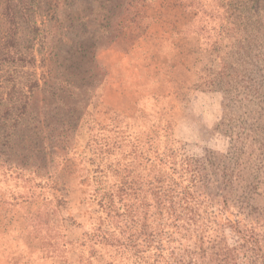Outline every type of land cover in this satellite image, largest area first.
Wrapping results in <instances>:
<instances>
[{"label":"rangeland","instance_id":"374dc122","mask_svg":"<svg viewBox=\"0 0 264 264\" xmlns=\"http://www.w3.org/2000/svg\"><path fill=\"white\" fill-rule=\"evenodd\" d=\"M8 1L0 0V233L18 237L2 240L0 251L10 264H27V246L40 240L35 257L50 264H132L129 247L99 237L117 220L108 206L119 205L116 166L144 178L153 149L174 160L226 153L225 126L243 131L251 122L264 148V0H153L146 31L118 37L104 19L120 16L125 0H13L14 43ZM202 22L224 46L244 42L243 69H261L252 75L260 91L232 103L224 125L225 94L197 89L201 72L220 63L205 52ZM234 51L231 61L243 63ZM12 75L40 80L18 127L17 111L6 109ZM68 123L60 137L58 126ZM257 152L262 161L245 166L258 186L246 192L247 205L264 209V151ZM138 199L131 197L134 208ZM146 200L156 213L154 198ZM227 238L236 239L229 231Z\"/></svg>","mask_w":264,"mask_h":264},{"label":"trees","instance_id":"16d2710c","mask_svg":"<svg viewBox=\"0 0 264 264\" xmlns=\"http://www.w3.org/2000/svg\"><path fill=\"white\" fill-rule=\"evenodd\" d=\"M12 1H8L7 15L11 35L9 39L14 43L19 30L18 12L15 4L11 5ZM152 2L125 0L124 4H119L123 7L122 17L120 15L112 20V16H107L104 20L116 32V37L136 31L142 34L146 31L144 21ZM195 9L203 16H208L202 8L197 6ZM196 16L190 26H197ZM200 32L207 40L205 52L217 55L220 63L219 67L201 72L197 89L222 91L225 94L227 105L224 125L232 103L237 101L241 104L247 93L260 91V85L252 75L260 74L261 69L256 72L255 68L243 69L246 62L241 55L244 51L243 41H231L224 46L218 34L215 39L206 34L208 30L204 22ZM234 50L240 54L239 59L243 63L231 61ZM7 81L10 88L5 93L10 105L6 109L17 111L15 125L18 127L26 118L35 90L40 87V80L34 78L23 82L12 75ZM68 91L67 86L64 92ZM0 97L4 99V96ZM73 109L74 106L70 107V112ZM71 124L58 126L60 137L68 136L65 130ZM253 124L251 122L245 128L240 123L243 131L225 126V132L231 138L226 153L206 150V154L201 157L184 156L174 160L168 153L153 149L154 158L145 165L147 174L144 178H133L132 169L128 166H122L121 172L116 166L115 176L120 178L116 182L119 205L108 203V206L112 217L117 220L113 221L114 229H100L101 243L118 242L129 247L134 255L132 264H264V209L248 206L247 200L250 199L246 194L247 191L253 193L258 189L256 184L251 186L249 182L245 171L247 161L253 158L261 162L263 154L257 151H264L258 146L261 135L257 132L258 127H252ZM257 177L255 175L252 182ZM108 195L107 198H111V194ZM149 195L154 198L156 213L149 214V207L152 206L146 200ZM133 196L139 198L136 208V201L130 202ZM150 218L153 222H149ZM228 231L236 238L234 243L228 241ZM114 235L117 237L113 238ZM40 242H36V245Z\"/></svg>","mask_w":264,"mask_h":264},{"label":"crops","instance_id":"0c3cea01","mask_svg":"<svg viewBox=\"0 0 264 264\" xmlns=\"http://www.w3.org/2000/svg\"><path fill=\"white\" fill-rule=\"evenodd\" d=\"M16 234H12V233H0V240H4L5 238H12V239H16L18 236H15ZM37 243L33 241V243L27 246L26 248V260H27V264H50V262L48 260H39L38 258L35 257V254L38 252L39 250V245H36ZM10 256L9 254H6L3 251H0V264H10Z\"/></svg>","mask_w":264,"mask_h":264}]
</instances>
